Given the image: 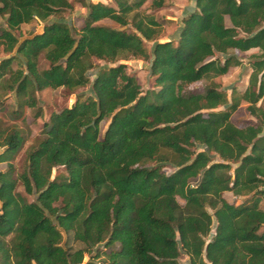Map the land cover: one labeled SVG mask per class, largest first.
Here are the masks:
<instances>
[{
  "label": "trees",
  "instance_id": "16d2710c",
  "mask_svg": "<svg viewBox=\"0 0 264 264\" xmlns=\"http://www.w3.org/2000/svg\"><path fill=\"white\" fill-rule=\"evenodd\" d=\"M147 1L90 2L79 29L53 21L19 41L23 24L72 4L0 0V47L16 52L0 59V88L18 112L37 106V92L92 87L50 114L20 173L24 133L0 125V264H82L85 254L89 264H179L181 250L190 264H264V0H193L165 42ZM166 2L150 0V11ZM252 49L248 85L228 96L217 78ZM121 59L148 62L152 88ZM94 60L112 66L90 81ZM200 81L202 92L187 91ZM242 103L252 121L238 126ZM224 192L247 198L229 203ZM63 232L83 247H63Z\"/></svg>",
  "mask_w": 264,
  "mask_h": 264
},
{
  "label": "rangeland",
  "instance_id": "374dc122",
  "mask_svg": "<svg viewBox=\"0 0 264 264\" xmlns=\"http://www.w3.org/2000/svg\"><path fill=\"white\" fill-rule=\"evenodd\" d=\"M72 4V10L64 13L62 18L51 17L46 23L40 22L38 20H33L28 24H23L21 26V32H24V36H19V31H14V34L17 36L18 40L21 41L24 37L31 36L33 34L40 33L43 30L45 24H48L53 21H63L66 22L70 27L77 28L81 27L85 16L87 15L88 8L87 5L90 2H102L110 5H114L113 0H68ZM193 0H167L166 7L158 10L150 11L149 5L150 0H148L142 7V11L152 12L154 15L161 19L163 26L161 34L157 39V42H165L169 40H175L178 37V32L181 27V20L184 16L189 14L193 9ZM99 24L106 25L113 28H118L119 26L110 20H104L99 22ZM5 27L4 20L0 18V34L1 28ZM20 32V33H21ZM154 43L151 42L148 44L149 49ZM258 53L257 49H252L248 52L236 53L237 57L240 60L238 66L232 67L227 74L224 76L218 77L217 81L221 85V89L225 90L230 96L231 90L236 89L237 91H243L248 85V78L252 71L250 64L253 60L252 55ZM16 54L15 50L9 54H5L0 47V59L8 57L10 55ZM119 63H124L129 67V71L135 72L137 75L138 81L141 85L142 91L145 92L148 89H151L153 86V78L150 76L149 63L141 59H127L119 60ZM94 68L91 69L87 75L92 81L99 70L112 66V64L94 60ZM40 66L46 67L47 63L43 58H40ZM15 67V65H14ZM206 85L205 81H200L195 84L190 85L187 88V91H197L202 92L204 86ZM84 94H92L91 83L87 86L75 90L74 92H69L63 88H59L55 91H41L36 93L37 106L34 109L24 108L17 111V100L14 92H3L0 88V125L2 127H18L25 136V142L21 150L17 153L12 163L14 165L15 174L20 173L26 165V154L29 148L37 143L41 138L40 129L42 124L48 120L52 112H57L64 107H69L75 101L76 96ZM40 109L38 117L35 116L37 110ZM233 122L238 126H245L252 121V117L248 114L246 110V104L242 103L239 106L238 110L232 115ZM108 121L101 123L102 133L107 127ZM202 147L198 146L196 150H201ZM2 150H0L1 152ZM6 168L5 164H0V170ZM171 165H166L164 170L167 173L173 171ZM61 170V168H59ZM56 169L52 170V177L56 173ZM27 200L34 201L36 195H28L24 192L22 186H19L17 189ZM224 199L233 204H239L243 202L247 197L245 196H234L231 192L223 193ZM260 207L264 209V198L260 201ZM211 212V211H210ZM63 247L69 248L71 250H76L83 247V244L75 241L71 234H65L63 232V240L61 242ZM102 247V244L99 245ZM96 250V247L93 248ZM90 256L85 254L82 264H89ZM179 264H190L189 256L186 255L181 250V255L178 258Z\"/></svg>",
  "mask_w": 264,
  "mask_h": 264
},
{
  "label": "crops",
  "instance_id": "0c3cea01",
  "mask_svg": "<svg viewBox=\"0 0 264 264\" xmlns=\"http://www.w3.org/2000/svg\"><path fill=\"white\" fill-rule=\"evenodd\" d=\"M193 6H194V2H193Z\"/></svg>",
  "mask_w": 264,
  "mask_h": 264
}]
</instances>
